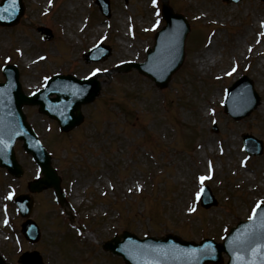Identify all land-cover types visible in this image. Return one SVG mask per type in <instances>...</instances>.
<instances>
[{
    "label": "rangeland",
    "instance_id": "obj_1",
    "mask_svg": "<svg viewBox=\"0 0 264 264\" xmlns=\"http://www.w3.org/2000/svg\"><path fill=\"white\" fill-rule=\"evenodd\" d=\"M152 1L111 0V14L103 17L94 0H53L51 5L48 0H25L26 9L16 26L0 28V64L11 55L29 87L40 86L48 71L82 77L100 69L95 76L100 92L81 108L84 117L76 129L56 134L53 122L34 108L26 109L28 120L52 153L70 209L63 211L51 190L34 194L32 217L40 226V240L33 247L18 237L21 218L5 197L27 191V182L39 174L18 143L16 155L24 173L15 179L0 169V253L10 264H18L17 256L28 248L37 249L46 264H118L97 243L95 247V239L102 241L124 229L138 236L173 232L195 240H219L248 217L253 204L264 201V150L248 157L240 137L249 133L264 143V35L258 26L264 21V1L156 0L158 6L168 2L191 21L183 63L163 90L133 69L111 71L120 61L144 59L152 42L151 30L142 27L151 21L159 20L160 27L164 23L157 16L158 8L153 14ZM87 16L88 26L80 32L79 23ZM97 19L99 30H95ZM124 22L134 27L131 35ZM39 24L51 28L50 41L38 43L41 39L34 27ZM103 33V43L112 48L110 56L85 63L82 53ZM199 35L203 37L198 40ZM211 36L208 44L205 38ZM43 50L45 60L23 68L22 55L28 61ZM201 56L206 60L201 61ZM233 62L237 72L219 77ZM243 72L252 79L260 103L234 121L219 100ZM203 176H210L203 184L218 201L207 209L194 197ZM74 219L94 236L78 232ZM5 234L12 240L4 239Z\"/></svg>",
    "mask_w": 264,
    "mask_h": 264
},
{
    "label": "water",
    "instance_id": "obj_2",
    "mask_svg": "<svg viewBox=\"0 0 264 264\" xmlns=\"http://www.w3.org/2000/svg\"><path fill=\"white\" fill-rule=\"evenodd\" d=\"M12 8L9 9L11 16L0 19V23L12 24L17 22L22 13V4L20 0H10ZM8 0H3L0 4V11L5 8ZM164 15L167 19V25L161 33L157 35V41L153 50H150L146 62L143 65H138L140 70L151 76L160 86L166 83L170 74L177 68L181 62V57L177 59L166 60L163 62L164 73L159 74L158 70H153L149 66L158 65L160 62L154 63L157 53L160 51V35L169 33L173 29V25L182 21L179 16L172 15L167 9L164 10ZM185 25V24H184ZM187 31V27H182L180 32V43ZM14 78V77H13ZM13 81L16 84V79ZM72 83V79H68ZM248 84L250 83L243 80ZM7 84L2 86L5 89L0 90V163L8 166L10 170L16 173L17 167L14 165L11 152V145L17 137L24 139V148L32 151L42 166L44 177L30 184L31 190H40L44 186L54 185L58 188V177L54 170L49 166L48 156L43 153V149L39 145L33 133L30 131L24 121V116L20 111V105L25 102L40 101L42 110L59 119L62 127L67 129L73 124L78 123V119L74 118L68 123L67 119L72 115L73 110L77 111L80 103L91 100L98 92V87L92 85L87 94H84L86 85L83 83L79 86L71 87H53L44 91L38 97L26 98L18 90L17 84ZM1 86V87H2ZM0 87V88H1ZM233 87L230 89L232 91ZM55 92L57 97L54 100L56 103L48 104L46 96L49 93ZM252 94V92H251ZM253 100L246 106L241 113L236 112L231 105L230 94L226 103V110L240 118L246 115L255 105L257 99L253 95ZM39 99V100H38ZM7 145V147H5ZM11 160V161H10ZM12 163V165H11ZM31 200L27 201V208L30 209ZM25 233L27 229L24 228ZM34 241L38 238L36 232L33 233ZM124 240L119 241V238L114 239V243H108L106 247L124 257L129 264H205L208 261H219L220 252L226 251L230 255L228 264H264V207L257 210L253 220L239 223L236 228L226 236L223 243H213L212 241H203L201 244L185 242L176 236H167L162 239L150 238L148 241H137L134 236L124 233ZM206 245H210L207 253H202L201 250ZM193 250L195 254H193ZM0 264H2L0 260ZM22 264H30L24 260ZM35 264H41L37 261Z\"/></svg>",
    "mask_w": 264,
    "mask_h": 264
},
{
    "label": "snow or ice",
    "instance_id": "obj_3",
    "mask_svg": "<svg viewBox=\"0 0 264 264\" xmlns=\"http://www.w3.org/2000/svg\"><path fill=\"white\" fill-rule=\"evenodd\" d=\"M15 2V0H13V3ZM156 5V0H153V6ZM9 11L8 8H4L3 9V12L7 13ZM157 16H159V12L157 11ZM3 17L0 16V19H2ZM159 23V20H157V24ZM262 27H264V23H262ZM100 71V69H95L93 70V72L91 73L92 76H95L98 72ZM104 71H107V69H104ZM233 72L235 71V68H233L232 70ZM232 73H228V75H231ZM84 79H89V77H84ZM5 147H7V145H5ZM206 179H210V177H200L199 180H200V184H201V187H200V190L198 192H196L195 196H196V200H199L201 198V195L203 194L204 192V188H203V182L206 180ZM13 195L14 193L12 192H9L8 195L5 197V199L7 200H11L13 198ZM261 204H264V201H261V202H257L256 206L252 209V215L249 216V220H253L255 215H256V212H257V209L260 208ZM195 210V207L193 206L192 209H190V211H194ZM7 220L4 221L5 224H7ZM210 248V245H206L204 249L201 250L202 253H207L208 249ZM195 251L196 250H193V254H195Z\"/></svg>",
    "mask_w": 264,
    "mask_h": 264
},
{
    "label": "bare ground",
    "instance_id": "obj_4",
    "mask_svg": "<svg viewBox=\"0 0 264 264\" xmlns=\"http://www.w3.org/2000/svg\"><path fill=\"white\" fill-rule=\"evenodd\" d=\"M178 25H180V23H178ZM205 57L204 56H201L200 57V60L202 61V60H206V58L204 59Z\"/></svg>",
    "mask_w": 264,
    "mask_h": 264
}]
</instances>
